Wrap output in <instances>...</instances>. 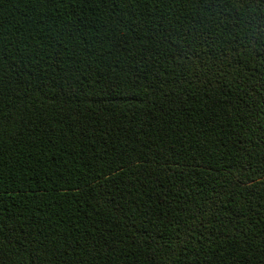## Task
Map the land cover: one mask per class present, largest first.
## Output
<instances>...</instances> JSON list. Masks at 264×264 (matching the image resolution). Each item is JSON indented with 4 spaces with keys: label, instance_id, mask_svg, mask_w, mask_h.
I'll use <instances>...</instances> for the list:
<instances>
[{
    "label": "trees",
    "instance_id": "1",
    "mask_svg": "<svg viewBox=\"0 0 264 264\" xmlns=\"http://www.w3.org/2000/svg\"><path fill=\"white\" fill-rule=\"evenodd\" d=\"M0 264H264V0H0Z\"/></svg>",
    "mask_w": 264,
    "mask_h": 264
}]
</instances>
